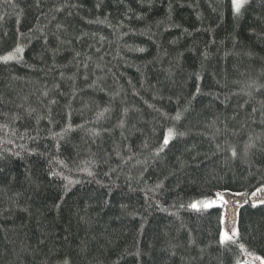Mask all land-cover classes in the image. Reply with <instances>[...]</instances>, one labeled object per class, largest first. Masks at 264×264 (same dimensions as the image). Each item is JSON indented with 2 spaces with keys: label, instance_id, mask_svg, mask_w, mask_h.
<instances>
[{
  "label": "trees",
  "instance_id": "trees-1",
  "mask_svg": "<svg viewBox=\"0 0 264 264\" xmlns=\"http://www.w3.org/2000/svg\"><path fill=\"white\" fill-rule=\"evenodd\" d=\"M261 188L264 0H0V264L264 262Z\"/></svg>",
  "mask_w": 264,
  "mask_h": 264
},
{
  "label": "rangeland",
  "instance_id": "rangeland-1",
  "mask_svg": "<svg viewBox=\"0 0 264 264\" xmlns=\"http://www.w3.org/2000/svg\"><path fill=\"white\" fill-rule=\"evenodd\" d=\"M249 2L246 0L243 7ZM242 7V8H243ZM241 8V9H242ZM240 9V10H241ZM216 200H200L191 203V207L195 209H208L216 206H220L223 208L226 217L224 216V221L226 220L225 230L223 231V236L227 235L228 239L232 240L236 236V212L238 207L247 201L253 202L255 204L264 203V188H261L252 194L249 195H235L236 193H221ZM242 194V193H237ZM197 205V207H193L192 205ZM225 240V242H227ZM238 264H264V262L257 258L246 253L242 260L238 262Z\"/></svg>",
  "mask_w": 264,
  "mask_h": 264
},
{
  "label": "snow or ice",
  "instance_id": "snow-or-ice-1",
  "mask_svg": "<svg viewBox=\"0 0 264 264\" xmlns=\"http://www.w3.org/2000/svg\"><path fill=\"white\" fill-rule=\"evenodd\" d=\"M246 2V0H233V5H234V8L236 9L237 12L240 11V9L243 7L244 3ZM5 60L9 59V57H4ZM172 135V132L171 130L169 131V136ZM168 142V139L166 138L165 139V143ZM233 155H235V153H233ZM193 207H197V205H192ZM228 239L227 235H225L222 240H221V243H224V241Z\"/></svg>",
  "mask_w": 264,
  "mask_h": 264
}]
</instances>
